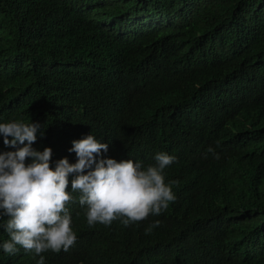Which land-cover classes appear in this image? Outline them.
<instances>
[{"label": "trees", "instance_id": "16d2710c", "mask_svg": "<svg viewBox=\"0 0 264 264\" xmlns=\"http://www.w3.org/2000/svg\"><path fill=\"white\" fill-rule=\"evenodd\" d=\"M0 264H264V0H0Z\"/></svg>", "mask_w": 264, "mask_h": 264}, {"label": "clouds", "instance_id": "9594fccd", "mask_svg": "<svg viewBox=\"0 0 264 264\" xmlns=\"http://www.w3.org/2000/svg\"><path fill=\"white\" fill-rule=\"evenodd\" d=\"M28 127H24L21 125L20 129L13 135L11 138L6 140V143L22 139L27 136ZM77 159V157H74ZM84 162L85 158H82ZM139 180V166L132 163L131 160L123 161L117 165H115L108 177L104 182L90 189V192L95 197L99 198L102 203H109L113 198L112 189L114 186H122L127 183L136 182ZM72 220V217H71Z\"/></svg>", "mask_w": 264, "mask_h": 264}]
</instances>
